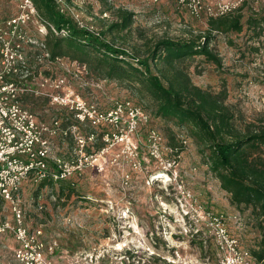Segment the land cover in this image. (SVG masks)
Returning a JSON list of instances; mask_svg holds the SVG:
<instances>
[{"label":"rangeland","instance_id":"obj_1","mask_svg":"<svg viewBox=\"0 0 264 264\" xmlns=\"http://www.w3.org/2000/svg\"><path fill=\"white\" fill-rule=\"evenodd\" d=\"M245 1L242 32L212 34L210 49L219 64L202 56L184 63L191 84L215 97L240 132L264 119V24L255 30L246 25L249 15L264 17V0ZM239 2L56 0V9L78 27L142 59L159 39L202 42L208 19L235 9ZM19 4L0 0V17L17 16ZM122 11L133 14L130 29L120 35L125 39L102 36ZM24 30L20 54L26 70L17 81L27 90L19 92L23 106L39 122L48 127L55 120L61 127L77 125L72 107L77 100L102 110L114 101L129 100L146 117L129 143L110 137L105 141L102 131L89 125L75 126L71 136L56 134L50 157L75 158L79 141H84L83 149L93 158L75 176L72 193L60 195L57 185H24L19 206L23 226L35 235L33 251L55 264H255L249 251L262 234L256 221L249 209L231 205L188 132L156 118L147 100L124 84L98 79L66 57L49 59L43 46L48 30L42 24L29 22ZM3 60L0 53V70L5 69ZM151 130L159 136L155 148ZM91 133L93 140L87 139ZM5 217L13 218L9 206L0 210V219ZM1 242L11 255L0 264H16L14 237L4 235Z\"/></svg>","mask_w":264,"mask_h":264},{"label":"trees","instance_id":"obj_2","mask_svg":"<svg viewBox=\"0 0 264 264\" xmlns=\"http://www.w3.org/2000/svg\"><path fill=\"white\" fill-rule=\"evenodd\" d=\"M32 1L47 23L48 33L43 44L50 59L66 57L84 66L98 79L124 84L147 100L156 118L188 132L204 164L229 195L231 205L250 210L262 234L249 254L255 264H264V119L257 127L237 131L227 109L215 97L193 86L184 70L185 61L195 56L219 64L210 49L212 34L242 32V10L246 1L240 0L235 9L210 17L208 34L201 37L202 42L200 39H159L151 43L142 59L104 40L100 34L79 28L58 12L56 0ZM255 16L249 15L246 19L247 27L253 30L264 24V17ZM119 17L102 36L110 34L113 38L125 39L120 35L130 29L133 14L122 11ZM49 25L55 28L57 35ZM50 166L55 167L52 162ZM75 176L68 180H55L50 176L39 188L57 185L60 195L72 193Z\"/></svg>","mask_w":264,"mask_h":264},{"label":"built area","instance_id":"obj_3","mask_svg":"<svg viewBox=\"0 0 264 264\" xmlns=\"http://www.w3.org/2000/svg\"><path fill=\"white\" fill-rule=\"evenodd\" d=\"M19 11L13 18L0 17V53L4 59L2 64L5 65V69L0 70V210L9 206L13 215L12 219H0V261L10 259L9 246L1 242L2 236L10 234L18 244L12 251L16 264H55L46 261L39 251H33L31 247L35 235L28 234L23 226L24 214L19 206L24 185L31 182L39 186L50 176L55 180H68L74 174L79 175L92 161L93 153L83 149L84 141H79L80 148L76 149L79 155L73 159L65 161L56 156L50 157L49 146L58 132L62 137H67L71 136L70 130L75 126L89 125L90 128L100 129L101 139L105 141L110 137L115 141L129 143V137H134L138 123L146 121V117L129 100L114 101L110 109L104 110L77 100L72 103L77 125L61 127L59 121L55 120L52 127H48L39 122L35 114L23 106L19 92L27 90L20 89L17 78L24 77L26 70L20 54L22 42L26 41L24 27L29 22H37L48 30L47 23L32 0H20ZM49 26L57 35L55 28ZM27 42L36 44L33 39ZM46 54L49 58V54ZM106 127L111 131H105ZM87 137L93 140L94 135L91 133ZM149 137L155 148L158 134L151 130ZM51 162L54 168L50 166Z\"/></svg>","mask_w":264,"mask_h":264}]
</instances>
